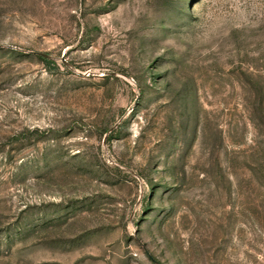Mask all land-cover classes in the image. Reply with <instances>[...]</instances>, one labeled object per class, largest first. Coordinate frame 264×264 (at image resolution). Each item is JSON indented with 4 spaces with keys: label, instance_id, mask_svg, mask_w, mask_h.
<instances>
[{
    "label": "rangeland",
    "instance_id": "obj_1",
    "mask_svg": "<svg viewBox=\"0 0 264 264\" xmlns=\"http://www.w3.org/2000/svg\"><path fill=\"white\" fill-rule=\"evenodd\" d=\"M0 264H264V0H0Z\"/></svg>",
    "mask_w": 264,
    "mask_h": 264
},
{
    "label": "water",
    "instance_id": "obj_2",
    "mask_svg": "<svg viewBox=\"0 0 264 264\" xmlns=\"http://www.w3.org/2000/svg\"><path fill=\"white\" fill-rule=\"evenodd\" d=\"M35 53L36 55H39V56H43V57H48L45 53H42V52H33Z\"/></svg>",
    "mask_w": 264,
    "mask_h": 264
},
{
    "label": "trees",
    "instance_id": "obj_3",
    "mask_svg": "<svg viewBox=\"0 0 264 264\" xmlns=\"http://www.w3.org/2000/svg\"><path fill=\"white\" fill-rule=\"evenodd\" d=\"M43 57V56H42Z\"/></svg>",
    "mask_w": 264,
    "mask_h": 264
}]
</instances>
